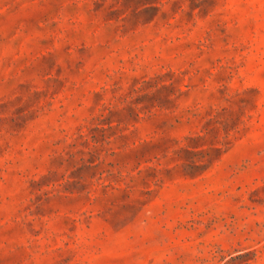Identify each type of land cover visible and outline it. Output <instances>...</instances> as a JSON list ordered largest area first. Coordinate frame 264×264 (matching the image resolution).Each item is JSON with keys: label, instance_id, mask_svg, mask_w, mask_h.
Masks as SVG:
<instances>
[{"label": "rangeland", "instance_id": "rangeland-1", "mask_svg": "<svg viewBox=\"0 0 264 264\" xmlns=\"http://www.w3.org/2000/svg\"><path fill=\"white\" fill-rule=\"evenodd\" d=\"M0 264H264V0H0Z\"/></svg>", "mask_w": 264, "mask_h": 264}]
</instances>
